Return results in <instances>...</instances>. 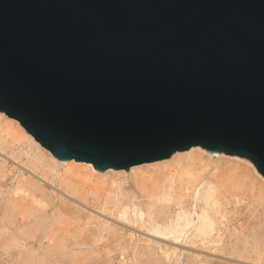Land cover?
<instances>
[{"label":"water","instance_id":"95a60500","mask_svg":"<svg viewBox=\"0 0 264 264\" xmlns=\"http://www.w3.org/2000/svg\"><path fill=\"white\" fill-rule=\"evenodd\" d=\"M0 112L100 172L200 146L264 176V0H0Z\"/></svg>","mask_w":264,"mask_h":264},{"label":"bare ground","instance_id":"6f19581e","mask_svg":"<svg viewBox=\"0 0 264 264\" xmlns=\"http://www.w3.org/2000/svg\"><path fill=\"white\" fill-rule=\"evenodd\" d=\"M4 120L0 117V135L16 141L17 132ZM32 138L29 140L41 148ZM46 153L54 162L51 170L61 168L58 177L62 188L87 201L90 196L102 199L105 211L113 209L122 219L147 222L149 230L156 235L177 243L185 240L191 245L198 239L209 249L229 256L217 262L200 259V255L187 258L185 250L178 252L173 248L171 255L165 250L169 263L234 264L229 259L235 257L250 261L248 264H264V226L261 223L264 219V177L240 156L213 153L196 146L156 163L132 166L128 171L108 169L100 172L90 163L60 161L48 150ZM40 165L41 159L36 160L35 166ZM127 179L140 194L139 200L132 201L131 196L127 198L123 194V183ZM99 189L102 194H96L95 190ZM236 214L249 215L259 222L245 230L220 227L221 222L233 215L237 217Z\"/></svg>","mask_w":264,"mask_h":264},{"label":"rangeland","instance_id":"374dc122","mask_svg":"<svg viewBox=\"0 0 264 264\" xmlns=\"http://www.w3.org/2000/svg\"><path fill=\"white\" fill-rule=\"evenodd\" d=\"M0 117L18 134L16 141L0 135V264H171L165 250L171 255L173 248L185 250L187 258L200 255L217 262L229 257L198 239L191 245L156 235L147 222L122 219L113 209L105 211L102 199L90 196L87 201L62 188L61 168L51 170L54 162L47 150L30 141L17 120L1 112ZM240 158L255 167L249 159ZM35 159H41L42 165L35 166ZM123 194L132 201L140 199L129 179L123 183ZM236 216L220 227L245 230L259 222L249 215ZM229 261L250 262L235 257Z\"/></svg>","mask_w":264,"mask_h":264}]
</instances>
